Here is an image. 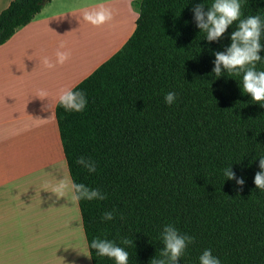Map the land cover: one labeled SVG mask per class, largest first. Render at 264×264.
I'll use <instances>...</instances> for the list:
<instances>
[{
    "label": "trees",
    "instance_id": "obj_1",
    "mask_svg": "<svg viewBox=\"0 0 264 264\" xmlns=\"http://www.w3.org/2000/svg\"><path fill=\"white\" fill-rule=\"evenodd\" d=\"M51 0H12L0 12V45ZM214 0H142L127 42L73 90L82 112L55 108L69 177L106 195L78 204L92 264H116L89 247L95 238L150 264L164 247L165 225L194 238L177 264H200L210 249L220 264H264V190L254 184L264 157V101L243 92V73H212L239 21L207 41L193 8ZM240 19L259 16L264 0H239ZM264 45V30L261 33ZM256 63L264 71V49ZM169 92L176 93L171 105ZM90 158L96 171L77 164ZM231 167L236 179H228ZM115 210L114 219H102ZM131 245L122 243L124 239Z\"/></svg>",
    "mask_w": 264,
    "mask_h": 264
},
{
    "label": "crops",
    "instance_id": "obj_2",
    "mask_svg": "<svg viewBox=\"0 0 264 264\" xmlns=\"http://www.w3.org/2000/svg\"><path fill=\"white\" fill-rule=\"evenodd\" d=\"M10 1L0 0V12ZM141 1L51 0L0 45V264H68L58 257L66 252L62 240L71 238L92 264L78 205L70 195L52 194L51 180L48 185L42 180L54 170L70 178L55 118L57 95L77 86L127 42ZM99 5L112 10V19L94 26L83 14ZM61 43L69 59L45 68L42 58L54 61ZM58 155L61 160L54 161ZM14 174L24 186L17 196H12L18 190Z\"/></svg>",
    "mask_w": 264,
    "mask_h": 264
},
{
    "label": "clouds",
    "instance_id": "obj_3",
    "mask_svg": "<svg viewBox=\"0 0 264 264\" xmlns=\"http://www.w3.org/2000/svg\"><path fill=\"white\" fill-rule=\"evenodd\" d=\"M241 5L239 0H214L210 7L205 11V4L200 3L193 8L197 27L204 31L207 41L219 40L233 22L239 21L236 30L230 35L231 43L224 51H216L214 68L212 73L219 78L225 71L228 73H243L242 89L243 92L250 94L252 100L259 103L264 101V71L256 70V63L261 61L259 55L264 45L261 44V33L264 30L259 16H249L240 19ZM137 18L140 12L136 11ZM83 19L94 26H100L112 19V10L104 5H99L97 9L85 11ZM64 45L61 43L55 52V60L45 56L41 63L45 68H54L56 64H64L70 57V52L63 51ZM41 97H47V93L41 90ZM165 102L169 105L175 102L176 93L169 92L165 96ZM58 105L66 111L82 112L87 100L82 91L73 88H62L57 95ZM77 164L83 166L89 173L96 171V164L90 158L83 156L77 159ZM259 168L254 177V184L257 189L264 190V157L259 159ZM224 175L228 179H236L231 167L224 169ZM237 185L242 189L244 180L236 179ZM51 192L58 197L70 195L73 203L79 204L81 200H104L106 195L98 189H90L86 185L75 183L70 178H63L51 187ZM115 210L105 212L102 219L111 221L114 219ZM164 247L159 257L151 260L150 264H177L179 258L184 253L188 244L194 238L187 234H180L172 225H165L161 233ZM125 245H131L133 241L124 239ZM89 247L94 249L99 256H106L115 260L116 264H128L129 254L124 248L117 246L113 241L95 238ZM200 264H220V260L212 254L210 249H206L199 257Z\"/></svg>",
    "mask_w": 264,
    "mask_h": 264
},
{
    "label": "rangeland",
    "instance_id": "obj_4",
    "mask_svg": "<svg viewBox=\"0 0 264 264\" xmlns=\"http://www.w3.org/2000/svg\"><path fill=\"white\" fill-rule=\"evenodd\" d=\"M47 143V142H46ZM53 146H55V145H53ZM50 147H52V146H50ZM54 149H56L55 147H54ZM54 149H52L51 151H53ZM50 151V152H51ZM52 155V154H51ZM54 161H57V160H61V157H60V155H58V156H55L54 158ZM63 169V168H62ZM60 172V173H59ZM50 173H52V174H50ZM14 176H16V174H14L13 176H11L12 178L14 177ZM7 177H8V175H7ZM48 178V179H47ZM15 180H13V181H15V183H14V186H15V188L16 189H18V190H15V192H17V193H14V195H12V196H17V195H19L20 194V189H21V187H22V189H23V187L24 186H22L23 185V182H21V180H19V177H15L14 178ZM61 179H63V174L61 173V171H51V172H49L46 176H44V178H42V180L43 181H46V183H47V185H48V180H51L50 182V184H49V186H50V192H51V187L53 186V185H55L59 180H61ZM41 180V181H42ZM40 180H39V183L41 182ZM12 184V183H11ZM47 188H48V186H46V190H47ZM52 194H54L53 192H51ZM8 196H11L10 194H7ZM46 204H49V202H46ZM47 207V206H46ZM53 208V207H52ZM46 212H47V214H49L48 213V211L46 210ZM72 216V214H69V218L67 219V222H69V223H71L72 221H71V219H70V217ZM64 225V224H63ZM77 236V234L75 235L74 234V236L73 237H76ZM70 238V237H69ZM71 239H74V240H69L68 239V242H71V243H68L65 239L64 240H62V242L65 244V246H62V247H64L65 248V250L64 251H66V252H63L59 257H58V259H62L64 256V260L65 261H70L71 262V259H72V261H73V264H75V262L77 263V264H88V260H89V257H88V253H86V251H85V248L84 247H78V244L77 243H79V241L77 240V238H76V240H75V238H71ZM74 243V244H73ZM72 244V245H71ZM75 247H77V248H75ZM83 248V249H82ZM63 251V250H62ZM57 254V253H56ZM54 254H52V260L54 259V261L56 260L55 258H57L56 257V255L55 256H53ZM47 257V256H46ZM36 260H38V259H36ZM68 263V264H71V263ZM47 264V263H46ZM48 264H50V262L48 263Z\"/></svg>",
    "mask_w": 264,
    "mask_h": 264
},
{
    "label": "bare ground",
    "instance_id": "obj_5",
    "mask_svg": "<svg viewBox=\"0 0 264 264\" xmlns=\"http://www.w3.org/2000/svg\"><path fill=\"white\" fill-rule=\"evenodd\" d=\"M54 250V249H53Z\"/></svg>",
    "mask_w": 264,
    "mask_h": 264
}]
</instances>
